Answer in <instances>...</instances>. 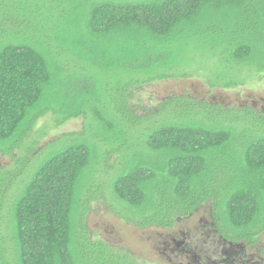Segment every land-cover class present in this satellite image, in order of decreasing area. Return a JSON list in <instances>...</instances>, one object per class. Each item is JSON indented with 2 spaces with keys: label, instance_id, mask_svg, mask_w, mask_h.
Instances as JSON below:
<instances>
[{
  "label": "trees",
  "instance_id": "16d2710c",
  "mask_svg": "<svg viewBox=\"0 0 264 264\" xmlns=\"http://www.w3.org/2000/svg\"><path fill=\"white\" fill-rule=\"evenodd\" d=\"M194 52L215 61L210 88L264 72V0H0V264H144L90 238L98 199L137 228L208 203L221 240L256 244L264 112L186 95L131 103L197 74L178 70ZM73 118L79 131L42 142L47 122Z\"/></svg>",
  "mask_w": 264,
  "mask_h": 264
},
{
  "label": "rangeland",
  "instance_id": "374dc122",
  "mask_svg": "<svg viewBox=\"0 0 264 264\" xmlns=\"http://www.w3.org/2000/svg\"><path fill=\"white\" fill-rule=\"evenodd\" d=\"M192 58H189L191 62L179 65L178 70L197 74L143 85L132 91L131 103L152 108L170 95H186L225 107L251 105L264 112V72L254 75L244 73L243 78L247 81L242 85L210 88L206 77L212 75L215 61L199 52H194ZM46 121H49V116L41 119L37 126ZM52 124V121L47 122L45 127H51L42 142L62 133L79 131L82 118L70 119L57 128ZM3 165L10 166L11 160L0 155V167ZM85 224L92 240L127 251L144 264H264V232L258 236L254 246L224 242L212 226L208 203L188 217L178 219L169 229L157 226L137 228L118 217L109 208L108 202L98 199L91 202Z\"/></svg>",
  "mask_w": 264,
  "mask_h": 264
},
{
  "label": "flooded vegetation",
  "instance_id": "af4514ba",
  "mask_svg": "<svg viewBox=\"0 0 264 264\" xmlns=\"http://www.w3.org/2000/svg\"><path fill=\"white\" fill-rule=\"evenodd\" d=\"M225 242V241H224ZM245 264V263H244Z\"/></svg>",
  "mask_w": 264,
  "mask_h": 264
}]
</instances>
